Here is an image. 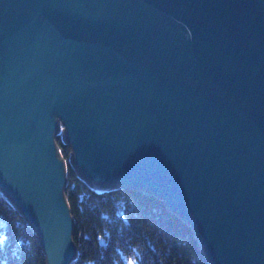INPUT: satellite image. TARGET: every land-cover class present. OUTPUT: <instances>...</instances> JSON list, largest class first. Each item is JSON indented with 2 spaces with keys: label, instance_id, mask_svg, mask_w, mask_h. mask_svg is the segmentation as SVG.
Here are the masks:
<instances>
[{
  "label": "water",
  "instance_id": "95a60500",
  "mask_svg": "<svg viewBox=\"0 0 264 264\" xmlns=\"http://www.w3.org/2000/svg\"><path fill=\"white\" fill-rule=\"evenodd\" d=\"M59 136L210 264H264V0H0V190L47 264L77 254Z\"/></svg>",
  "mask_w": 264,
  "mask_h": 264
},
{
  "label": "trees",
  "instance_id": "16d2710c",
  "mask_svg": "<svg viewBox=\"0 0 264 264\" xmlns=\"http://www.w3.org/2000/svg\"><path fill=\"white\" fill-rule=\"evenodd\" d=\"M66 159L65 194L77 254L70 264H210L192 226L155 193L131 186H93ZM104 241V242H103ZM0 264H47L36 230L0 190Z\"/></svg>",
  "mask_w": 264,
  "mask_h": 264
},
{
  "label": "rangeland",
  "instance_id": "374dc122",
  "mask_svg": "<svg viewBox=\"0 0 264 264\" xmlns=\"http://www.w3.org/2000/svg\"><path fill=\"white\" fill-rule=\"evenodd\" d=\"M24 215V214H23ZM25 217V216H24ZM27 220V219H26ZM129 264H134L133 260H129Z\"/></svg>",
  "mask_w": 264,
  "mask_h": 264
},
{
  "label": "bare ground",
  "instance_id": "6f19581e",
  "mask_svg": "<svg viewBox=\"0 0 264 264\" xmlns=\"http://www.w3.org/2000/svg\"><path fill=\"white\" fill-rule=\"evenodd\" d=\"M91 183V182H90ZM93 186H95V187H98L99 186V184H93V183H91Z\"/></svg>",
  "mask_w": 264,
  "mask_h": 264
}]
</instances>
